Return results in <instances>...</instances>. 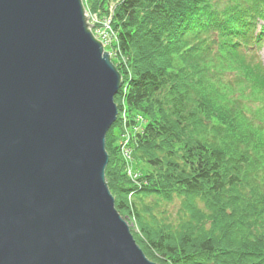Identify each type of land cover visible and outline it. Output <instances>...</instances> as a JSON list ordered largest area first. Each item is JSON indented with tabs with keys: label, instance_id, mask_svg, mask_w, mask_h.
Returning <instances> with one entry per match:
<instances>
[{
	"label": "trees",
	"instance_id": "16d2710c",
	"mask_svg": "<svg viewBox=\"0 0 264 264\" xmlns=\"http://www.w3.org/2000/svg\"><path fill=\"white\" fill-rule=\"evenodd\" d=\"M82 1L110 19L106 50L121 76L114 100H123L126 126L141 118L129 139L134 178L115 121L105 181L120 216L136 221L146 256L264 264V64L255 52L264 0Z\"/></svg>",
	"mask_w": 264,
	"mask_h": 264
},
{
	"label": "water",
	"instance_id": "95a60500",
	"mask_svg": "<svg viewBox=\"0 0 264 264\" xmlns=\"http://www.w3.org/2000/svg\"><path fill=\"white\" fill-rule=\"evenodd\" d=\"M82 0H0V264H157L105 181L121 76Z\"/></svg>",
	"mask_w": 264,
	"mask_h": 264
},
{
	"label": "rangeland",
	"instance_id": "374dc122",
	"mask_svg": "<svg viewBox=\"0 0 264 264\" xmlns=\"http://www.w3.org/2000/svg\"><path fill=\"white\" fill-rule=\"evenodd\" d=\"M82 4H83V1H82ZM83 6H84V4H83ZM113 7V4H111L110 5V8H112ZM84 8H85V6H84ZM88 19V18H87ZM88 21H89V23L91 22V19L89 20L88 19ZM98 22L99 21H97V22H94L95 23V25H99L98 24ZM96 36V35H95ZM96 39H98L100 42H101V44H102V46H103V49H104V51H107L108 53H109V51L108 50H106L107 48L106 47H108L107 46V44H105V43H103L102 41H101V39L99 38V37H95ZM255 52L257 53V56L262 60V63L264 64V46L262 45V47L261 48H258L257 50H255ZM110 54V57H111V53H109ZM121 85H122V83H121ZM121 85H120V87H121ZM114 103H115V105H116V107H117V115H116V119H115V121L117 122V121H119L118 123H121L122 124V126L123 125H125V124H127V120H129L126 116H127V114H126V110H125V107H121L122 109V111H119V107L118 106H120V105H123V103L122 102H120L118 99H115L114 100ZM124 110V111H123ZM125 114H126V116H125ZM140 122H138L137 121V119H136V123H135V125H133L132 127H127L128 128V130L129 131H131V133H134V130L137 128H139L140 127ZM135 126V128L133 129V127ZM124 127V126H123ZM125 130L126 129H124V131H123V134L125 133ZM120 147V146H119ZM125 159H126V157H125ZM134 164V163H133ZM126 170L128 171V170H130L131 172H132V169L131 168H129V166L128 165H126ZM113 196V195H112ZM114 198V197H113ZM160 210L161 211H163V210H166V212L167 213H175V207H173V206H170V205H167V206H165V204L163 205V207H160ZM124 220H125V222L127 223V225H128V227H129V230H130V232H131V234H132V236H133V238H134V240H135V242H136V244L140 247V245H139V243L137 242V235L139 234V232H138V228H137V224H136V221L132 218L131 219V217H129L128 215L127 216H125V218H124ZM139 236V235H138ZM141 238H142V236H140ZM141 248V247H140ZM141 250L143 251V253L145 254V252H144V250L141 248ZM145 256H146V254H145ZM147 257V256H146ZM148 258V257H147ZM149 259V258H148ZM151 260V259H150ZM151 261H153V260H151ZM153 262H155V261H153ZM161 262V261H160ZM155 263H157L158 264V262H155Z\"/></svg>",
	"mask_w": 264,
	"mask_h": 264
},
{
	"label": "built area",
	"instance_id": "2783aa9c",
	"mask_svg": "<svg viewBox=\"0 0 264 264\" xmlns=\"http://www.w3.org/2000/svg\"><path fill=\"white\" fill-rule=\"evenodd\" d=\"M106 29H109L108 22L105 23V29L96 31V36L99 37L103 43L108 45L109 44V34L107 33ZM121 150H122L123 155L126 158H129V152L125 148H123V146L121 147Z\"/></svg>",
	"mask_w": 264,
	"mask_h": 264
}]
</instances>
